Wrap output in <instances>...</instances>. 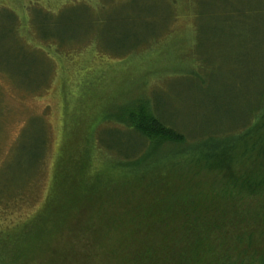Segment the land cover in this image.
Here are the masks:
<instances>
[{
  "label": "rangeland",
  "instance_id": "1",
  "mask_svg": "<svg viewBox=\"0 0 264 264\" xmlns=\"http://www.w3.org/2000/svg\"><path fill=\"white\" fill-rule=\"evenodd\" d=\"M228 1L230 20H203L196 31L194 16L185 15L190 0H0V222L21 223L42 208L66 134L72 146L89 136L87 150L96 137L122 146L133 130L115 113L140 99L184 135L174 149L190 154L185 169L210 150L264 144L249 114L252 85L264 83L253 70L264 74V59L256 58L257 68L251 37L235 32L264 20V0ZM176 7L182 15L168 27ZM96 28L106 47L90 43ZM114 249H91L86 264H119ZM252 264H264V255Z\"/></svg>",
  "mask_w": 264,
  "mask_h": 264
},
{
  "label": "trees",
  "instance_id": "2",
  "mask_svg": "<svg viewBox=\"0 0 264 264\" xmlns=\"http://www.w3.org/2000/svg\"><path fill=\"white\" fill-rule=\"evenodd\" d=\"M226 1L190 0L191 9L185 15L194 16L196 31L203 20L228 21L234 12L226 9ZM176 10L180 8L168 10V27L182 15ZM98 30L88 31L93 34V48L105 46L94 35ZM263 31L264 20L235 29L245 39L251 37L257 68L256 58L264 59ZM129 50L122 53L127 55ZM253 74L264 79L256 68ZM252 86L249 114L253 133L260 139L264 138V83ZM121 107L114 119L133 130L122 146H107L96 137L98 145L87 150L89 136L84 144L77 139L72 146L66 134L42 208L27 221L0 222V264H39L38 260L54 264L56 258L86 264L87 252L104 245L119 249L113 256L119 264H252L264 255L261 140L252 150H232L231 146L210 150L200 156L201 161L205 159L202 163L193 162L185 169L190 154L174 149V143L185 137L166 112L142 99ZM44 160L45 156L39 169ZM40 175L39 171L35 181H40ZM252 198L255 204L248 201Z\"/></svg>",
  "mask_w": 264,
  "mask_h": 264
}]
</instances>
